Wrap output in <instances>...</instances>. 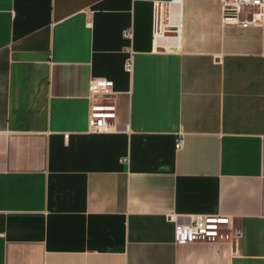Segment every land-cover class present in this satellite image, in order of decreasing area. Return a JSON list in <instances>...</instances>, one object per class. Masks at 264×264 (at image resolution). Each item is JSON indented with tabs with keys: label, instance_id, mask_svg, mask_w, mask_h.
I'll list each match as a JSON object with an SVG mask.
<instances>
[{
	"label": "crops",
	"instance_id": "obj_1",
	"mask_svg": "<svg viewBox=\"0 0 264 264\" xmlns=\"http://www.w3.org/2000/svg\"><path fill=\"white\" fill-rule=\"evenodd\" d=\"M98 78L116 132L89 131ZM198 215L239 240L177 244ZM0 264H264V30L223 0H0Z\"/></svg>",
	"mask_w": 264,
	"mask_h": 264
},
{
	"label": "built area",
	"instance_id": "obj_2",
	"mask_svg": "<svg viewBox=\"0 0 264 264\" xmlns=\"http://www.w3.org/2000/svg\"><path fill=\"white\" fill-rule=\"evenodd\" d=\"M223 21L242 28H261L264 30V0H223ZM155 35H158L155 32ZM124 38L132 39L133 31L127 30ZM125 70H134V52L130 49ZM116 93L112 83L105 78L93 80L89 85V131L92 133L116 132L117 118ZM184 146V134L176 142V149ZM128 159L126 162L128 163ZM240 233L233 228V221L224 215L189 216L186 223H175V242L177 244L225 242L236 244Z\"/></svg>",
	"mask_w": 264,
	"mask_h": 264
}]
</instances>
